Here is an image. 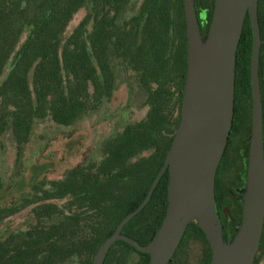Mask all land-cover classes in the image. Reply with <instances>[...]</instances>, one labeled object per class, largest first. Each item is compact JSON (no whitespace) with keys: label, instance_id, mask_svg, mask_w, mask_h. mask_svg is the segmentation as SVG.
Instances as JSON below:
<instances>
[{"label":"trees","instance_id":"16d2710c","mask_svg":"<svg viewBox=\"0 0 264 264\" xmlns=\"http://www.w3.org/2000/svg\"><path fill=\"white\" fill-rule=\"evenodd\" d=\"M124 1L0 0V132L10 131L14 164L19 162L34 122L48 118L69 125L110 98L115 86L112 54L132 51L128 66L146 90L144 115L102 141V157L76 164L60 178L38 179L30 190L0 204V223L27 207L31 213L23 228L0 231V264H90L99 243L141 201L162 164L178 121L185 72L182 3L141 0L144 19L138 20L139 37L132 41L116 31V9ZM86 2L87 15L63 36L70 14ZM209 4L211 8L212 0ZM210 8L203 20L206 24ZM256 13L261 38L257 68L262 75L264 0H257ZM250 47L246 15L235 51L230 127L241 123L245 112ZM262 144L264 161V115ZM14 176L18 180L20 172L16 170ZM166 184L167 170L147 202L122 227L132 229L138 243L148 241L162 219ZM2 185L0 175V189ZM192 237L204 245L200 264H208L209 246L194 222L186 225L166 264H177L175 260ZM130 251L138 254L136 264L147 262L148 253L115 240L102 264H125ZM263 255L264 218L251 264H257Z\"/></svg>","mask_w":264,"mask_h":264},{"label":"water","instance_id":"95a60500","mask_svg":"<svg viewBox=\"0 0 264 264\" xmlns=\"http://www.w3.org/2000/svg\"><path fill=\"white\" fill-rule=\"evenodd\" d=\"M181 3L186 49L178 121L162 164L143 198L99 243L90 264H102L108 247L119 238L148 253L145 264H166L189 222H194L204 234L209 246L208 264H251L258 252L264 218V161L257 75V0H213L208 23L201 25L195 17L193 0ZM246 15L251 31L247 163L239 190L240 220L225 236L214 205V175L232 121L235 51ZM165 169L164 214L152 237L138 243L120 229L146 203Z\"/></svg>","mask_w":264,"mask_h":264},{"label":"rangeland","instance_id":"374dc122","mask_svg":"<svg viewBox=\"0 0 264 264\" xmlns=\"http://www.w3.org/2000/svg\"><path fill=\"white\" fill-rule=\"evenodd\" d=\"M131 5L129 3L121 15H115L116 24L125 19ZM88 10L86 2L70 14L65 22L63 36L87 15ZM86 28H89L88 23ZM127 61L119 59L117 53L111 55L110 64L115 77L112 94L82 118L69 125L56 124L48 118L34 122L17 164H14L15 148L10 131L6 129L0 132V175L3 181L0 204L30 190L31 183L38 179L60 178L66 169L90 158H98L100 141L104 137L116 134L125 124L144 115L146 90L139 84L137 74L129 68ZM16 170L20 172L18 180H14ZM30 214L27 207L6 217L0 223V231L3 233L6 229L23 228ZM203 249V243L192 237L175 263L200 264ZM137 259L138 254L130 251L125 264H136ZM257 264H264V255Z\"/></svg>","mask_w":264,"mask_h":264},{"label":"flooded vegetation","instance_id":"af4514ba","mask_svg":"<svg viewBox=\"0 0 264 264\" xmlns=\"http://www.w3.org/2000/svg\"><path fill=\"white\" fill-rule=\"evenodd\" d=\"M140 1L141 0H134L132 3V0H125L116 9V13H115V15H118V16L119 14L121 15L122 12L124 11L123 9H125V7L129 5V3L132 4L130 6L131 9L127 11L128 14H126L125 19L119 20L118 24H116L117 33H119L121 36H125L126 39H129L132 41L139 37L138 28H137L138 20L142 21L144 19L143 14L140 13L141 12V8H140L141 2ZM212 3H213V0H212ZM209 5H210L209 0H193V9L195 12V17L199 25L205 23V21L207 20V16L205 17V15H206V9L210 8ZM211 9H212V5H211L210 10ZM90 22H91V17H89V22H88L89 27H90ZM260 45H261V38H260ZM131 52H132L131 50L130 51L126 50V52L119 51L117 52V54H118L119 59L129 60V55ZM127 62L129 63V61ZM257 75H258L260 101H261V139H262L263 115H264V83H263L264 68H263L262 75L259 73V69L257 68ZM249 86H250V82H249ZM243 104H244V111H245L243 114V120L238 125H234L230 127L228 138H227L225 147L222 151V154L218 162V165L216 167V171L214 175V205H215L216 214H217V217L220 223V227L225 236L230 234L234 225L239 222L240 216H241V203H240L241 193L239 190L244 181L246 163H247V151H248L247 136L249 133L250 111H251V92L250 91H249V95L245 96ZM114 135L106 136L100 142L102 143V141ZM100 157H102L101 145H100V153H99L98 158ZM122 227L120 229L121 233H124L132 238L134 237L132 236L133 235L132 234L133 232H131L132 229L125 230V229H122ZM116 240H123V239L119 238ZM259 243H260V239H259Z\"/></svg>","mask_w":264,"mask_h":264}]
</instances>
